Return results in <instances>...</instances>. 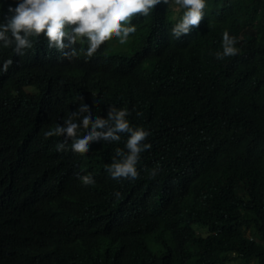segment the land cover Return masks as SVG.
I'll use <instances>...</instances> for the list:
<instances>
[{
    "label": "clouds",
    "instance_id": "obj_1",
    "mask_svg": "<svg viewBox=\"0 0 264 264\" xmlns=\"http://www.w3.org/2000/svg\"><path fill=\"white\" fill-rule=\"evenodd\" d=\"M224 13L218 0H0V86L26 72L38 87L27 88L31 103L13 93L4 107L3 147L18 162L10 183H23L28 204L60 201L29 209L35 220L20 221L12 264H257L236 239L250 227L228 210L248 207L242 182L191 176L182 163L130 210L118 205L143 177L149 127L196 93L198 68L176 57L177 44L194 41L202 67L222 80L239 68L245 41ZM185 228L187 244L162 245L161 235Z\"/></svg>",
    "mask_w": 264,
    "mask_h": 264
},
{
    "label": "trees",
    "instance_id": "obj_2",
    "mask_svg": "<svg viewBox=\"0 0 264 264\" xmlns=\"http://www.w3.org/2000/svg\"><path fill=\"white\" fill-rule=\"evenodd\" d=\"M218 1L224 6V24L233 33L242 34L245 41L244 50L234 61L239 68L222 80L215 71L202 67V57L194 41L177 44L176 57L192 61L198 68L201 78L194 84L196 93L192 87L179 98L173 117L162 120L155 129L149 127L152 147L142 160L143 177L126 189L118 205L130 210L146 199L155 178L169 174L172 169L178 170L182 163L191 176L200 174L208 180L231 182L235 187L242 182L248 194L245 200L248 207L238 204L228 210H234L243 226L250 227L246 237L242 231H236L240 247L257 264H264V0ZM142 35L140 31L134 44ZM167 63L176 64L172 59ZM217 66L220 61L214 60L212 68ZM35 80L24 72L0 86V139L5 124L1 118L11 95L15 93L16 100L31 103L34 95L27 93V88ZM32 89L38 87L33 85ZM7 136L8 128L0 143V263L12 264L20 255L19 233L24 230L20 221L35 220L29 209L36 212L56 207L60 201L34 197L28 204L25 195H19L24 194L23 183L15 190L9 179L10 166L17 171L18 162L4 150ZM126 138L127 135H122L118 142H125ZM160 139L166 140L165 143L153 148ZM201 156L205 166L200 163ZM153 168H158L154 176L150 175ZM171 187L172 184L165 185L167 189ZM31 191L32 188L25 194L30 195ZM160 238L163 246L170 241L187 244L192 232L189 228L172 230ZM110 256L104 253L102 257L106 261Z\"/></svg>",
    "mask_w": 264,
    "mask_h": 264
}]
</instances>
